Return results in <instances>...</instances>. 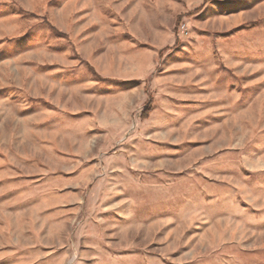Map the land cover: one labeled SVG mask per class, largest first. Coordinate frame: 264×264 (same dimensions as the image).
Here are the masks:
<instances>
[{
    "label": "rangeland",
    "instance_id": "rangeland-1",
    "mask_svg": "<svg viewBox=\"0 0 264 264\" xmlns=\"http://www.w3.org/2000/svg\"><path fill=\"white\" fill-rule=\"evenodd\" d=\"M158 1L0 0V264H264V0Z\"/></svg>",
    "mask_w": 264,
    "mask_h": 264
},
{
    "label": "crops",
    "instance_id": "crops-1",
    "mask_svg": "<svg viewBox=\"0 0 264 264\" xmlns=\"http://www.w3.org/2000/svg\"><path fill=\"white\" fill-rule=\"evenodd\" d=\"M143 1V0H142ZM158 6L159 7H167L168 9L172 6L171 5V0H159L158 1ZM171 33H169V35H168V37H166V40L164 41V44H163V46H166V45H170L171 43H172V40H171ZM134 37V36H133ZM134 40H137L138 41V39H137V37L135 36L134 37ZM147 46V45H146ZM151 47V46H150ZM154 56L152 55V58H153ZM203 73V72H202ZM206 71H204V73L203 74H205V75H200V85H198L197 86V88H199V89H206V88H208L209 86H208V82L206 81V82H204V80H205V78H206ZM210 89H211V86H210ZM199 95H200V98H202V100H206V99H209L208 97H210V95H208V92H199ZM208 96V97H207Z\"/></svg>",
    "mask_w": 264,
    "mask_h": 264
},
{
    "label": "built area",
    "instance_id": "built-area-1",
    "mask_svg": "<svg viewBox=\"0 0 264 264\" xmlns=\"http://www.w3.org/2000/svg\"><path fill=\"white\" fill-rule=\"evenodd\" d=\"M178 31H179V35L184 37L187 35L188 33V30H187V27L185 24H181L179 27H178Z\"/></svg>",
    "mask_w": 264,
    "mask_h": 264
}]
</instances>
